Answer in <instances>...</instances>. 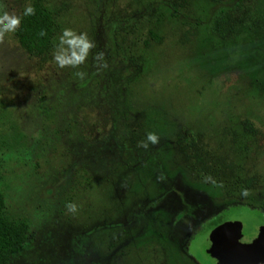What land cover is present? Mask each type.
<instances>
[{"label":"rangeland","instance_id":"1","mask_svg":"<svg viewBox=\"0 0 264 264\" xmlns=\"http://www.w3.org/2000/svg\"><path fill=\"white\" fill-rule=\"evenodd\" d=\"M47 2L56 47L72 28L96 48L60 68L55 50L32 58L14 33L0 44V189L33 234L10 264H216L211 240L260 234L264 0ZM0 4L21 15L30 0ZM148 132L159 143L145 149ZM185 133L213 170L203 178Z\"/></svg>","mask_w":264,"mask_h":264},{"label":"trees","instance_id":"2","mask_svg":"<svg viewBox=\"0 0 264 264\" xmlns=\"http://www.w3.org/2000/svg\"><path fill=\"white\" fill-rule=\"evenodd\" d=\"M30 4L35 8V14L24 16L22 12L20 15L21 24L14 32V36L21 48L30 57H47L56 48L60 30L59 22L56 13L52 10L47 0H30ZM41 32H45L46 35L41 36ZM212 32L221 38L227 35L228 29L226 27L224 11H221L216 16ZM150 35L153 39L159 41L157 34L150 32ZM180 141L181 143L183 142L181 150L186 154V159L192 161L196 176L203 178V175L210 174L213 170L206 158L193 151L196 146V138L185 133L180 138ZM201 152L204 153L202 150ZM194 237L191 236L190 240ZM32 241L31 224L27 221L11 219L7 215L6 197L0 189V264H10L12 258L19 254Z\"/></svg>","mask_w":264,"mask_h":264},{"label":"clouds","instance_id":"3","mask_svg":"<svg viewBox=\"0 0 264 264\" xmlns=\"http://www.w3.org/2000/svg\"><path fill=\"white\" fill-rule=\"evenodd\" d=\"M35 14V8L28 4L25 6L23 15L30 16ZM21 24V16L15 12L5 10L4 5L0 4V44L5 42L6 36L9 33H14ZM41 36L46 35L45 32L40 33ZM96 48V44L89 38L87 32H76L72 28H65L59 37V44L55 48L53 58L55 63L60 68H79L84 64L93 49ZM101 68H106L107 63L103 62L104 53L97 51L93 57ZM74 75L80 79H83L86 75L83 71H77ZM159 143V136L155 132H148L146 139L141 141L139 146L147 149L149 144L155 145ZM241 195L247 197L250 195L248 189H243ZM70 211H75L76 206L69 204L67 206Z\"/></svg>","mask_w":264,"mask_h":264},{"label":"water","instance_id":"4","mask_svg":"<svg viewBox=\"0 0 264 264\" xmlns=\"http://www.w3.org/2000/svg\"><path fill=\"white\" fill-rule=\"evenodd\" d=\"M250 238L242 232L222 234L211 240L207 255L216 264H264V230Z\"/></svg>","mask_w":264,"mask_h":264}]
</instances>
